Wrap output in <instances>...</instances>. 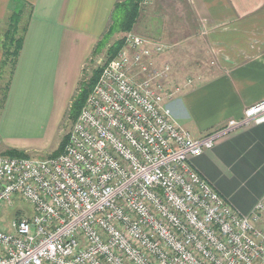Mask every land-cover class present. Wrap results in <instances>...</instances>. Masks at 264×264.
<instances>
[{"label":"built area","instance_id":"built-area-1","mask_svg":"<svg viewBox=\"0 0 264 264\" xmlns=\"http://www.w3.org/2000/svg\"><path fill=\"white\" fill-rule=\"evenodd\" d=\"M166 49L128 32L64 153H0V264H264V202L239 212L192 162L221 135L264 123V99L194 136L157 80L171 68L155 64Z\"/></svg>","mask_w":264,"mask_h":264},{"label":"crops","instance_id":"crops-1","mask_svg":"<svg viewBox=\"0 0 264 264\" xmlns=\"http://www.w3.org/2000/svg\"><path fill=\"white\" fill-rule=\"evenodd\" d=\"M117 1L0 0V147L27 152L14 128L47 124L57 104L68 102ZM188 1L211 64L184 78L168 103L200 137L264 99V0ZM12 14H21L20 34L25 30L16 59L6 39ZM192 162L239 212L264 202V123L221 135ZM255 224L264 230V211Z\"/></svg>","mask_w":264,"mask_h":264},{"label":"rangeland","instance_id":"rangeland-1","mask_svg":"<svg viewBox=\"0 0 264 264\" xmlns=\"http://www.w3.org/2000/svg\"><path fill=\"white\" fill-rule=\"evenodd\" d=\"M149 2L145 5L143 14L137 23V29L128 32L166 43L167 49L157 55L155 64L158 68L163 67L166 63L170 64L169 72L157 79L160 85H163L165 90L172 94L165 98V103L169 105L170 98L181 89L180 84L184 78L194 77L198 70H202L201 68L211 64L206 53L207 40L188 0L189 5L182 0H149ZM128 32L115 34L110 42L121 36L125 38ZM107 48L108 46L104 47L97 54L92 53L85 60L78 85L68 102L63 99L57 104L51 122H47V124L46 122L42 124L33 123L23 129H21L22 127H10L17 132V139L28 146L26 151L29 157L37 159L55 158L65 152L75 122L70 117L71 104L78 94L81 82H88L93 70L105 63ZM7 129L6 131H8ZM64 138L65 141L67 140L65 148L58 154ZM5 149L0 147V153L6 155ZM19 203L24 207L26 214L30 215L33 210L31 205L24 201Z\"/></svg>","mask_w":264,"mask_h":264},{"label":"trees","instance_id":"trees-1","mask_svg":"<svg viewBox=\"0 0 264 264\" xmlns=\"http://www.w3.org/2000/svg\"><path fill=\"white\" fill-rule=\"evenodd\" d=\"M182 1L188 4L187 0ZM148 3H150L149 0H118L115 3L110 15V23L108 25V28L106 29L102 37L98 40L93 51L94 54H97L104 47L108 46L106 52V61L103 65L93 70L88 82H81L78 94L71 104V119H77L86 98L98 81L104 66L117 55L118 51L123 48L125 43V38L123 36L118 37L113 42H110V40H112V37L117 33L134 31V27L141 18L145 5ZM20 22L21 14H12L10 16V25L6 35V39L8 41H11L12 43L11 47L8 49L9 59H16L23 44L25 30L20 34ZM66 142L67 140L65 141L64 138L58 154L64 150ZM5 153L9 156H28L27 152L18 149H8L5 151Z\"/></svg>","mask_w":264,"mask_h":264}]
</instances>
